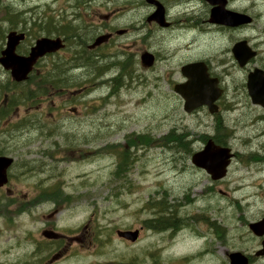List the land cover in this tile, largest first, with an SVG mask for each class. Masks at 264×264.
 Returning a JSON list of instances; mask_svg holds the SVG:
<instances>
[{
	"label": "rangeland",
	"instance_id": "1",
	"mask_svg": "<svg viewBox=\"0 0 264 264\" xmlns=\"http://www.w3.org/2000/svg\"><path fill=\"white\" fill-rule=\"evenodd\" d=\"M71 1L79 4L65 18L68 21L71 17L74 39L85 42L67 46L55 55L54 60L67 67V73L60 74L66 81L60 83L58 91L44 85L48 89L46 95L16 105L14 112L0 122V142L8 140L4 141L3 149H12L14 167L37 168L28 171V181L32 177L34 182L45 184L48 196L56 195L57 199L56 202L47 198L33 214L14 223L13 226L20 225L16 240L29 239L23 245L31 240L38 241L36 246H53L51 240H43L41 232L55 227L61 234L55 244L61 243L66 249L61 258L48 264H227L225 251L241 241L238 237H245L239 220L245 224L251 215L264 213V185H259L264 181V169H257L264 160L260 162L249 155L254 136L250 121L246 119L249 125L242 127L236 119L227 120L220 115L217 121L222 128L217 126L214 130V119L208 111L190 114L184 111L169 81L180 77L177 70L182 63L195 58L227 59L230 54L233 62L230 49L239 37L247 36L264 56V0H236L241 8L248 7L254 14L252 28L211 27L204 21L210 11L205 14L198 4L188 8L193 10L192 21L186 17L190 23L187 25L195 29H184L182 33L176 28L160 35L146 22L144 12L135 9L140 8L139 0ZM0 3L3 4L0 20L6 14L7 4L12 6L14 18L15 13L22 14L19 24L0 21V47L5 43L1 41V32L5 37L10 27L30 29L24 45L29 47L37 37L45 35V29H53L51 22L44 27L41 24L52 17L57 26L62 19L63 11H57L62 0H0ZM102 3H106V9L99 7ZM44 10L48 11L47 18ZM97 10L101 14L115 12L111 24L128 31L119 35L116 44L100 47L91 56L87 51L91 36L108 24L104 17L96 15ZM92 14L95 20L90 27ZM150 32V39L141 40V36ZM153 48L161 61L154 68H144L140 55ZM109 52L111 55L106 59ZM89 56L91 59L87 60ZM109 60L123 63L104 72ZM225 65H219L216 71L222 75L237 74L233 66ZM45 68L46 72L53 71V62L46 60L37 75ZM127 69L132 74L125 72L121 88L114 89L109 79ZM164 75L168 85L162 79ZM37 81L36 77L29 80L18 88V93L36 91ZM11 84L9 73L0 68V88L6 91L5 86ZM3 94L0 93V105L5 99ZM229 114L237 118L240 111ZM213 131L225 133L226 142L240 151L226 177L218 181L211 180L190 160L192 152L202 148L204 135ZM165 141L186 143L181 145L183 149H169L163 145ZM20 177L25 178L23 174ZM55 204L60 211L57 215L50 214ZM170 216H187L186 225L190 227L184 229V239L170 238L169 229L154 228L152 221ZM207 217L222 225L225 245L222 249L201 250L206 241L208 248L216 242L214 228L210 227L215 223L202 222ZM141 226L144 229L136 242L118 236L117 230ZM69 232L71 237L67 235ZM196 232L206 238L196 240L193 238ZM245 242L246 238L237 245Z\"/></svg>",
	"mask_w": 264,
	"mask_h": 264
},
{
	"label": "flooded vegetation",
	"instance_id": "2",
	"mask_svg": "<svg viewBox=\"0 0 264 264\" xmlns=\"http://www.w3.org/2000/svg\"><path fill=\"white\" fill-rule=\"evenodd\" d=\"M139 6L140 8H135L139 13L144 12V16L146 22L150 26H154L155 33L165 34L168 31H174V29L178 28L179 32L184 33V31L189 30V26L187 24H190L186 18L189 16L190 11L188 10L189 6H196L198 4L199 8L203 10L206 13H209L210 11V5L206 3L203 0H139ZM77 4L79 2L72 3L70 0H62V7L57 11H63L61 22L62 24L69 25L68 22H70L71 17L65 18L66 14L72 15L74 12V8L77 7ZM106 3H102L101 8H105ZM249 6H253L250 4ZM227 7L233 10L242 11L251 14L253 17L254 14L251 13L250 8L243 7L241 8L236 0H228ZM120 8V7H117ZM253 8V7H252ZM196 10V8H193ZM70 10V11H69ZM163 10L165 19L164 22L168 23L167 26L160 25L153 17V15L159 11ZM193 11V10H192ZM46 10H44V13ZM96 12V11H95ZM48 15V11L45 13ZM115 12H107V14H101L100 11L97 10L96 15L100 17L105 18V22L108 24L103 27L101 31H98L96 35H92L90 39V43L88 46H90L96 39L97 36L101 34H106L108 36L107 40H105L102 44L98 45L96 48H94L92 51L97 50L99 47L106 48V45H110L111 43L116 44V41L119 37V35H123L128 31V28H115L110 21L114 20L116 16H113ZM192 19V18H191ZM190 19V20H191ZM255 19V18H254ZM253 19V20H254ZM95 17L92 14L90 16V21H92V25L90 27H93ZM205 22H209L208 18L204 19ZM182 23V24H181ZM186 23V24H185ZM253 23L240 25L237 27H228L223 25H216L212 24L211 27L214 28H229V29H244L246 28H252ZM141 29L138 27V30ZM186 29V30H184ZM19 32L25 33V39L21 41L23 44H27L28 38H29V29H17ZM217 29H208V31H215ZM50 32H44L46 37L51 38H57L60 37L65 44L67 45H74V44H82L85 41L82 39L75 40V34L72 28H62L57 25L54 30H49ZM232 31H229V34H232ZM78 36V35H77ZM152 37V33H146L143 36H141V40L145 38V40L150 39ZM38 38V37H37ZM239 39H246L248 43L251 45L253 49H256L257 54L253 57H251L245 65H240L236 60L231 62L230 54H228L227 59H218L215 56H211L209 58L202 57V58H195L191 61L200 60L205 62V66L207 68L208 74L210 78L216 79L218 82V86L222 89L220 96L215 101V104L217 105V112L215 114H211L209 112V108L206 105H203L199 108H197L195 111H208V113L212 116L214 119L212 127L214 130L217 126L221 127V123L219 124L218 117L221 115L222 117H226L227 120L236 119L239 121V124L242 127H247L249 124L247 123L246 119L250 121V125L252 127V134L254 135L252 137V145L253 148L249 151V155L251 158L257 157L260 162L264 160V56H262L261 51L258 49L257 46H255L253 43L250 42V39L247 36L239 37ZM238 39V40H239ZM254 39V38H253ZM231 50V49H230ZM152 53L155 57V63L152 68H154L157 64V62L161 61V56L159 55L158 51L153 48ZM224 49H221V52H223ZM160 52V51H159ZM232 52V51H231ZM94 55V54H93ZM45 59H51L53 58V55H47L44 57ZM106 59H109L107 56ZM234 58V56H233ZM235 59V58H234ZM223 60L226 61V63H218L217 61ZM190 61L184 62L179 66V70H177L180 74L179 78L172 77L169 81V85L174 91L176 95H178L175 92V86L178 83H185L187 81V78L182 74L181 67L182 65L188 63ZM59 63L60 66V62ZM225 65V67L233 66L236 69L237 74L231 75L229 73H226L225 75L220 74L216 71V68L219 65ZM57 66V68H59ZM117 66V62L113 60H109L106 62L104 66V72L110 71L113 68ZM56 71V67H55ZM176 72V71H175ZM175 72L172 74L174 75ZM123 71L121 70L120 73L114 77H112L109 80V84L113 86V88H121V77H122ZM163 81L167 82L168 85V79L167 76L164 75L162 77ZM250 81V88L248 86V83ZM162 82H160V85ZM158 84V87L160 86ZM179 96V95H178ZM181 102H183V99L179 96ZM4 103L0 105V112L3 110ZM234 111H240L239 117L232 118L231 112ZM217 121V123L215 122ZM212 136L214 140L218 142H224L225 141V133H221L220 135L216 133V131H213L212 133H208L204 135L206 138L207 136ZM251 137V135H249ZM4 141L8 142V140L3 139L0 143L2 146H0V156H11L14 160L12 161L11 166L7 170V182L3 185H0V264H48L47 262H53L63 255V250L66 249V247H62L61 243H59V246L55 244V241L61 238L60 232H57V229L55 227H51V230H43L41 232L43 240L49 239L52 241L53 246H36L38 241L34 242H28V245H23L25 242H27L29 239L24 240H16L17 238V230L19 229L18 225L16 227L13 226L14 223L18 222L21 217L23 216H29L31 213L33 214V210L35 208H40L44 202L47 200V198H54L57 202L56 195L55 196H48L47 189L45 184H41L38 182H34L33 178L31 177L28 181V175L31 172V170H36V168L32 167H14L15 164V157L12 155L13 151L12 149L8 150L3 149ZM258 144H255L257 143ZM233 149V147H232ZM234 152V158H236L239 154V150L233 149ZM252 153V154H251ZM257 169L259 171H262L264 169V162L262 164L258 163ZM14 170V172H13ZM30 171V172H28ZM33 173V172H32ZM23 174L25 178L20 177V175ZM264 182V181H263ZM260 183V186H263L264 184ZM57 206V209H56ZM58 205L55 204V208L53 209V212L50 214H53L55 212V215H57L60 211L58 209ZM42 208H46L43 206ZM47 210V209H46ZM264 212V210H262ZM261 213V212H260ZM187 216H174L170 218H167L170 221L168 222L169 225H160L156 227V229H169V237H176V240L181 236L184 235V229L189 228L190 226L186 225L187 223ZM251 219L247 220L245 224L243 221L239 220L240 223H242V229H244V235L245 237L237 238L242 240L246 238V241L244 245L238 246L236 243L231 249L227 248L225 251V255L227 257V264H230L229 255L233 251H240L244 255H246L248 259L249 264H264V231L260 234L255 233L251 229V223H257L260 220H264V213L258 214V215H251ZM249 217V218H250ZM167 219H163L161 222L167 221ZM202 222L210 223L211 221L215 223V225L210 226L214 228V239L216 242H213L212 248H208L207 241L205 242V245L202 247L201 250H205V252L216 251L215 248L220 247L222 249V246H225L222 242V230L221 226L218 225L215 220H209L207 218H203ZM172 221L175 223L172 224ZM1 222L3 225H1ZM264 228V226H263ZM144 229L143 226H141L140 230ZM172 232H171V230ZM187 231V230H186ZM196 240L199 239H205L206 236L201 233H195ZM173 238V239H174ZM183 238V237H182ZM186 238H188L186 236ZM184 239V238H183ZM41 241V240H39ZM46 242L44 243V245ZM199 249L198 252H201Z\"/></svg>",
	"mask_w": 264,
	"mask_h": 264
},
{
	"label": "water",
	"instance_id": "3",
	"mask_svg": "<svg viewBox=\"0 0 264 264\" xmlns=\"http://www.w3.org/2000/svg\"><path fill=\"white\" fill-rule=\"evenodd\" d=\"M215 5L211 11L210 20L215 23H222L230 26H237L248 23L252 18L244 13L234 12L225 8L226 0H207ZM161 24H164L163 10L157 11L154 15ZM24 38L23 33L11 31L7 35L5 48L1 52L0 64L11 71L12 77L16 81H23L27 78L29 72L37 59L47 53L58 51L64 47V43L60 38L51 39L42 37L36 41L31 47L28 55H20L16 53V47ZM108 38L106 35L99 36L93 46L98 45ZM235 57L241 65L245 64L255 52L247 45L246 41H240L233 47ZM142 63L151 66L154 63V55L150 52H144L141 56ZM182 72L188 77V81L184 84L176 85V91L185 99L184 108L191 112L196 107L207 104L210 111L214 112V100L219 96L220 90L216 88V80H209L206 68L203 62H192L182 67ZM232 153L229 147H222L208 140L204 148L195 152L192 156V162L205 168L214 179L224 177L227 167L230 164ZM12 158L0 156V185L6 182V168L11 164ZM264 220L251 224V228L255 233L264 231ZM118 234L131 241H135L138 237V230L119 231ZM231 264H248L247 257L241 252H232L230 255Z\"/></svg>",
	"mask_w": 264,
	"mask_h": 264
},
{
	"label": "trees",
	"instance_id": "4",
	"mask_svg": "<svg viewBox=\"0 0 264 264\" xmlns=\"http://www.w3.org/2000/svg\"><path fill=\"white\" fill-rule=\"evenodd\" d=\"M1 7H2V5H0V9H1ZM4 10L6 11V16H8V18L7 17H5V19L7 18V20L9 21V22H20V19H21V13H15V19H10V14H11V12H12V6H10V5H6V7L4 8ZM86 59L87 60H89L87 57H86ZM63 80V81H62ZM66 81V79L65 78H57V79H55V78H52V77H49V78H46V77H43L42 78V84H47V83H52V84H54L55 86H59V84H60V82H65ZM15 86H17V84H15ZM17 91V90H16ZM37 91H35L34 90V92H32V94H34V93H36ZM32 94H30V96H28L27 97V94H21V93H15V95H14V102L15 103H18V102H21L22 100H23V98H31L32 96ZM184 143H186L185 141H180V142H175V143H172V142H170V141H165L164 143H163V145L165 146V147H168L169 149L171 148V147H173V148H182L183 149V147H181V145L182 144H184ZM162 202V201H161ZM164 203V202H163ZM161 204L162 205V209L163 210H165V203L164 204ZM162 221V219L158 222V223H155V226L156 227H158V226H160V225H166V222H167V225H169L168 224V222L170 221V219L168 220L167 219V221H165L164 223L163 222H161ZM175 222L174 221H172V224H174Z\"/></svg>",
	"mask_w": 264,
	"mask_h": 264
}]
</instances>
